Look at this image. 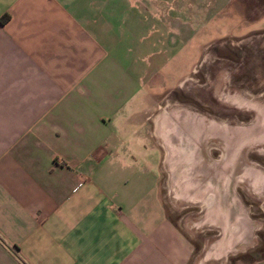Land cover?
<instances>
[{"label": "crops", "instance_id": "1", "mask_svg": "<svg viewBox=\"0 0 264 264\" xmlns=\"http://www.w3.org/2000/svg\"><path fill=\"white\" fill-rule=\"evenodd\" d=\"M152 3L0 0V264H264L234 195L193 222L166 211L136 114ZM169 37L155 51H185Z\"/></svg>", "mask_w": 264, "mask_h": 264}, {"label": "rangeland", "instance_id": "2", "mask_svg": "<svg viewBox=\"0 0 264 264\" xmlns=\"http://www.w3.org/2000/svg\"><path fill=\"white\" fill-rule=\"evenodd\" d=\"M152 1L148 7L151 15L147 19L154 28L145 46L150 53L148 59L144 60L145 70L140 71L150 93V101L139 104L136 114L141 122L140 129L146 128L152 134H148L147 140L154 143L153 167L155 172L158 169L159 194L164 195L161 199L165 200L167 213L174 220L193 222L198 215L197 209L203 212L205 198L195 202L172 197V190L167 184L172 173H169L164 162L168 144L159 136L157 129L159 125L163 126L167 114L174 115L180 109L203 116L207 114L209 119L217 117L216 120L226 122L222 111L232 109L233 105L224 102L220 94L227 95V84L234 85L236 94H244L247 100L264 108V0ZM179 26L182 27L178 30ZM182 34H185V39ZM168 36L169 41L176 44L185 40V51L172 50L175 48L173 43L165 56L155 51L167 45ZM232 118L238 123L244 120L235 116ZM252 119L249 118L250 121ZM211 145L210 142L206 144L207 147ZM208 150L211 158L217 156L218 151L212 155ZM245 150L246 158L254 157L251 148ZM245 167L244 163H240L234 169L229 188L231 195L240 199L245 212H248L251 241L262 247L264 190L260 194L255 193L246 185L247 181L235 180ZM250 168L264 175V160ZM192 231L196 241L207 240L212 232L213 235L217 233L214 228ZM199 249L197 246L193 255Z\"/></svg>", "mask_w": 264, "mask_h": 264}, {"label": "bare ground", "instance_id": "3", "mask_svg": "<svg viewBox=\"0 0 264 264\" xmlns=\"http://www.w3.org/2000/svg\"><path fill=\"white\" fill-rule=\"evenodd\" d=\"M228 104L235 106L236 110L248 111L245 122L234 121L231 113L235 110L233 106L222 111L226 122L216 120L217 117L209 119L207 114L203 116L180 109L174 115L167 114L163 126L159 125L157 129V133L168 144L166 160L180 197L201 196L205 198L203 204H209L208 197L218 193L219 209L231 205L230 182L234 169L240 163L246 167L241 169L235 180L247 181L246 185L255 193L260 194L264 190V175L250 168L256 162L263 163L264 113L259 115L258 104L250 103V107L248 103ZM208 142L212 144L209 147L206 146ZM248 148L252 149L254 156L249 159L248 156L246 158L245 150ZM208 149L212 155L218 151L217 156L211 158ZM198 183L203 190L198 188ZM218 212L219 216H223L222 210Z\"/></svg>", "mask_w": 264, "mask_h": 264}, {"label": "flooded vegetation", "instance_id": "4", "mask_svg": "<svg viewBox=\"0 0 264 264\" xmlns=\"http://www.w3.org/2000/svg\"><path fill=\"white\" fill-rule=\"evenodd\" d=\"M234 85L232 84H227L226 87V93L227 95L220 94L221 97L223 98L222 100H224V102H235V103H243L245 105V103H248V107H250L251 105H249L250 102L249 100H247L244 96V94H236V92L233 91ZM233 92V93H231ZM244 92V91H243ZM254 104V103H253ZM258 109H259V115H262L264 113V108L261 105H258ZM234 116L239 117L241 119H244L245 116H248V111L242 110V109H238L236 110H232L231 112ZM261 113V114H260ZM240 122H245V120L240 121ZM264 160V159H263Z\"/></svg>", "mask_w": 264, "mask_h": 264}, {"label": "trees", "instance_id": "5", "mask_svg": "<svg viewBox=\"0 0 264 264\" xmlns=\"http://www.w3.org/2000/svg\"><path fill=\"white\" fill-rule=\"evenodd\" d=\"M0 20H2V18H0Z\"/></svg>", "mask_w": 264, "mask_h": 264}]
</instances>
